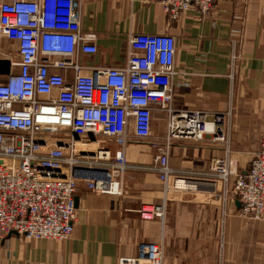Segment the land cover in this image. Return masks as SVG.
I'll return each mask as SVG.
<instances>
[{
  "label": "built area",
  "instance_id": "1",
  "mask_svg": "<svg viewBox=\"0 0 264 264\" xmlns=\"http://www.w3.org/2000/svg\"><path fill=\"white\" fill-rule=\"evenodd\" d=\"M217 1L223 0L161 3L169 21L177 22L192 9L207 15ZM82 4L0 0V38L16 42L19 56L0 82V239L16 232L33 240H69L77 219L78 176L92 177L88 188L94 192L121 195L114 177L139 169L127 163L125 146L132 137L151 139L155 110L167 116L165 142L154 166L142 169L158 173L167 192L189 187L169 164L175 141L200 142L206 136L226 141L224 115L210 120L173 107L174 37L134 35L125 66H83L80 56H95L98 47L96 35L82 30ZM236 59L233 55V63ZM64 72L74 74L72 83ZM115 141L121 148L113 153ZM204 178L221 185L217 195L224 204L233 195L245 218L264 222V137L247 173L231 170L225 158ZM139 215L146 223H159L153 233L161 242L140 243L137 258L121 264H163L166 206L144 204Z\"/></svg>",
  "mask_w": 264,
  "mask_h": 264
},
{
  "label": "crops",
  "instance_id": "2",
  "mask_svg": "<svg viewBox=\"0 0 264 264\" xmlns=\"http://www.w3.org/2000/svg\"><path fill=\"white\" fill-rule=\"evenodd\" d=\"M81 16L83 32L97 37L98 53L79 59L89 68L125 66L134 35L174 37L178 75L173 79V107L204 113L210 120L224 115L223 132L229 142L213 136L200 142L175 141L169 164L187 178L189 187L185 192H167L158 173L142 169L154 166L165 142L167 116L155 110L151 139L132 137L125 146L127 163L139 169L114 177L121 183V195L94 192L88 188L92 177L78 176L72 237L52 241L9 234L0 239V264L130 262L137 258L140 243L161 242L153 233L160 229L159 223H146L139 215L144 204L166 206L163 264H264V222L245 218L233 195L224 204L217 195L221 185L213 186L204 178L216 160L225 158L231 170L245 174L249 170L245 164H251L260 150L264 0L216 2L207 15L192 9L177 22L169 21L161 0H83ZM4 42L0 59L18 63L17 43ZM235 51L240 56L233 63ZM63 74L73 82L72 72ZM110 147L115 153L121 145L115 141Z\"/></svg>",
  "mask_w": 264,
  "mask_h": 264
},
{
  "label": "water",
  "instance_id": "3",
  "mask_svg": "<svg viewBox=\"0 0 264 264\" xmlns=\"http://www.w3.org/2000/svg\"><path fill=\"white\" fill-rule=\"evenodd\" d=\"M11 73V61L8 59H0V78L6 77ZM238 207H241V204L237 202ZM11 235H19L16 232H12Z\"/></svg>",
  "mask_w": 264,
  "mask_h": 264
},
{
  "label": "rangeland",
  "instance_id": "4",
  "mask_svg": "<svg viewBox=\"0 0 264 264\" xmlns=\"http://www.w3.org/2000/svg\"><path fill=\"white\" fill-rule=\"evenodd\" d=\"M224 1V0H223ZM217 2H220V1H217ZM214 7H215V5H214ZM213 7V8H214ZM6 47V43L4 42V39H0V48H5ZM233 55H234V57H236L237 59H236V61L239 59V56H240V53L238 52V51H235L234 53H233ZM236 61H235V63H236ZM230 116H231V114H230ZM229 116V117H230ZM225 121H226V117H225ZM228 138V137H227ZM226 138V142L228 141L229 142V140ZM227 142V143H228ZM79 148L81 149L82 147L81 146H79ZM83 149V148H82ZM259 149H260V145H259ZM250 165V161L249 162H247L246 164H245V169L247 170L248 169V167H250L249 166ZM207 180V179H206Z\"/></svg>",
  "mask_w": 264,
  "mask_h": 264
},
{
  "label": "bare ground",
  "instance_id": "5",
  "mask_svg": "<svg viewBox=\"0 0 264 264\" xmlns=\"http://www.w3.org/2000/svg\"><path fill=\"white\" fill-rule=\"evenodd\" d=\"M90 147H92V148H95V145H93V146H90Z\"/></svg>",
  "mask_w": 264,
  "mask_h": 264
}]
</instances>
